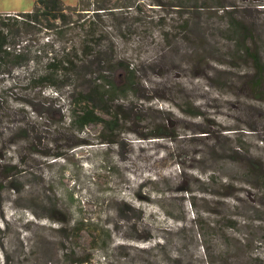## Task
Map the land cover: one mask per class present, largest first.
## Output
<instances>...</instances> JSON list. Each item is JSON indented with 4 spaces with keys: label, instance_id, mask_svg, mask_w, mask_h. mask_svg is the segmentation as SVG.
I'll list each match as a JSON object with an SVG mask.
<instances>
[{
    "label": "rangeland",
    "instance_id": "374dc122",
    "mask_svg": "<svg viewBox=\"0 0 264 264\" xmlns=\"http://www.w3.org/2000/svg\"><path fill=\"white\" fill-rule=\"evenodd\" d=\"M62 1L72 23L22 42L42 62L0 73V264H264V85L252 93L236 46L249 31L264 62V0H90L98 15ZM35 2L0 0V14ZM86 32L135 69L114 136L69 125L89 77L24 85Z\"/></svg>",
    "mask_w": 264,
    "mask_h": 264
},
{
    "label": "trees",
    "instance_id": "16d2710c",
    "mask_svg": "<svg viewBox=\"0 0 264 264\" xmlns=\"http://www.w3.org/2000/svg\"><path fill=\"white\" fill-rule=\"evenodd\" d=\"M80 2L83 11L96 10L94 14L98 15L100 13L97 11L104 9V5H99V1H96L97 6L94 9H90L92 5L90 0H80ZM76 12V8L66 6L62 0H36L31 12L1 13L0 73H8L11 69L28 65L31 61L42 62L40 50L22 46L26 35L33 30L40 33L66 28L72 23L71 14ZM243 33L248 35L246 38L248 40L237 42L236 46L238 51L249 57L252 62L254 73L249 81V88L256 95L260 94L261 86L264 85V62L260 51L248 44L249 40H252L251 33L244 30ZM92 35L93 33L86 32L79 55H73L68 51L58 59L55 58L53 50V52L47 51L46 63L40 68H35L24 85L27 89L46 86L63 89L74 84L79 86V81L89 77L91 87L85 93L77 95L78 108H73L70 112L69 125L77 132H83L91 125H100L110 136H114L120 132V127L125 122L124 113L118 103L127 100L129 96L127 94L135 89L136 73L135 69H130L121 61L116 67H113L112 63L109 64L106 56L103 57V50L100 51L99 43H93ZM251 44L254 46L253 42ZM90 57L97 59L95 64L88 61ZM113 69L126 73L122 82L118 83L114 79L119 74H106ZM149 136L165 137L159 131ZM106 142L112 141L106 139Z\"/></svg>",
    "mask_w": 264,
    "mask_h": 264
}]
</instances>
